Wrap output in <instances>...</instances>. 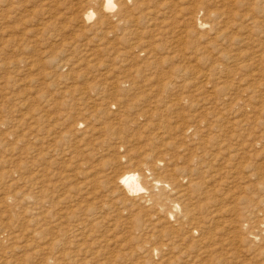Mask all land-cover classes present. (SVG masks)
Returning <instances> with one entry per match:
<instances>
[{
    "label": "rangeland",
    "instance_id": "obj_1",
    "mask_svg": "<svg viewBox=\"0 0 264 264\" xmlns=\"http://www.w3.org/2000/svg\"><path fill=\"white\" fill-rule=\"evenodd\" d=\"M103 3L0 0V264H264V0Z\"/></svg>",
    "mask_w": 264,
    "mask_h": 264
},
{
    "label": "bare ground",
    "instance_id": "obj_2",
    "mask_svg": "<svg viewBox=\"0 0 264 264\" xmlns=\"http://www.w3.org/2000/svg\"><path fill=\"white\" fill-rule=\"evenodd\" d=\"M104 1V3H103V5H102V9L104 10V11H106V12H109V11H113V5H114V0H103ZM234 1V0H233ZM225 2H226V0H225ZM232 2V1H231ZM228 3H229V0H228ZM231 4V3H230ZM91 13L92 12H89L88 14H87V16H89L90 17V15H91ZM200 25H201V27H203V22L201 23L200 22ZM222 70H228V68L227 67H222ZM163 85V84H162ZM166 86H168L167 84H164V87H166ZM164 131V132H163ZM163 131H161V132H155L154 133V136H153V140H158L159 138H161V137H163V135L164 134H167V132L169 133L170 131L167 129V127H164V129H163ZM170 134H171V132H170ZM165 137V136H164ZM173 138V137H172ZM175 138V137H174ZM161 140L163 141L164 139L163 138H161ZM169 141V140H168ZM165 143H166V141H165ZM165 143H163V144H165ZM168 143V142H167ZM241 145V144H240ZM236 148V147H235ZM192 149V148H191ZM187 150H188V148H187ZM234 150H236V149H234ZM237 151H239V155H241V150H239L238 148H237ZM236 151V152H237ZM189 152V151H188ZM188 152H187V154H188ZM191 152H193V150H191ZM243 152H245V151H243ZM230 153V152H229ZM228 153V154H229ZM234 153H235V151H234ZM184 154H185V152H184ZM221 154V153H220ZM226 154V153H225ZM238 154V153H237ZM186 155V154H185ZM190 155V154H189ZM223 155V154H222ZM230 155H232V154H230ZM234 155V154H233ZM235 155H236V153H235ZM238 156V155H237ZM186 157V156H185ZM191 157H193V156H191ZM201 157V156H200ZM199 157V158H200ZM224 157V156H223ZM222 157V158H223ZM241 157V156H240ZM183 158V157H182ZM195 158H196V154H195ZM191 159V158H190ZM198 159V158H197ZM234 159V158H233ZM186 160V159H185ZM203 160H204V158H203ZM195 161V160H194ZM225 161V160H224ZM230 162H231V160H229ZM191 162V161H190ZM192 162H193V159H192ZM196 162H198L197 160H196ZM186 163V162H185ZM202 163H204V162H202ZM233 163H235V162H233ZM195 164V163H194ZM200 164V163H199ZM227 165V164H226ZM235 165V164H234ZM233 165V166H234ZM157 166V165H156ZM156 166H155V170H156ZM186 166V165H185ZM187 166H188V164H187ZM195 166H196V164H195ZM198 167V166H197ZM224 167V166H223ZM226 167V166H225ZM236 167V166H235ZM157 168H159V167H157ZM194 168V167H193ZM201 168H203V167H201ZM208 168H209V166H208ZM237 168V167H236ZM184 169V171H189L190 173H192L191 172V168H189V167H184L183 168ZM195 169V168H194ZM221 169H223V168H221ZM221 169H219L220 171H221ZM229 169V168H228ZM227 169V170H228ZM203 170V169H202ZM215 169H213L212 171H214ZM218 170V171H219ZM225 170V169H224ZM236 170V169H235ZM197 171H198V169H197ZM207 171V170H206ZM241 171V170H240ZM239 171V172H240ZM188 172V173H189ZM199 172V171H198ZM216 172V171H215ZM224 171H222L221 173H223ZM230 172H231V170H230ZM235 172V171H234ZM212 173H214V172H212ZM211 173V174H212ZM226 173H227V171H226ZM261 173V172H260ZM238 174V173H237ZM241 174H242V171H241ZM142 175V173H140L139 172V170L138 169H135V168H130V169H128V171L126 172V173H124L123 175H121L118 179H116V181H115V188L116 189H118L119 190V192H121V193H123V194H125V196H128V195H132V194H135V193H137V192H139V191H142L143 189H145L142 185H141V182H140V176ZM185 175V174H184ZM198 175V174H197ZM216 176H217V174H215ZM223 175V174H222ZM225 175V174H224ZM223 175V176H224ZM231 175V174H230ZM230 175H227V177L229 176L230 177ZM199 176H200V174H199ZM238 176V175H237ZM201 177V176H200ZM199 177V178H200ZM203 177V176H202ZM201 177V178H202ZM228 177V178H229ZM194 178V177H193ZM211 178H213V176H211ZM216 178V177H215ZM231 178L233 179V177L231 176ZM234 178H235V176H234ZM249 178V177H248ZM204 179H205V176H204ZM214 179V178H213ZM219 179V178H218ZM221 179H223L222 178V176H221ZM221 179H220V181H221ZM231 179V181H233ZM236 179V178H235ZM234 179V180H235ZM155 180V179H154ZM199 180V179H198ZM200 180H202V179H200ZM210 180V179H209ZM230 180V179H229ZM237 180V179H236ZM235 180V181H236ZM183 181V180H182ZM189 181H191L190 179H189ZM224 181V180H223ZM227 181V180H226ZM234 181V182H235ZM163 179H158V180H155V181H153V182H151L146 188H147V191H146V194H148V201L150 202L151 200H152V202H151V207H152V210H153V213H159V212H161V211H159V207L158 208H156L157 206H159L160 204H161V199L159 198V200H157L158 198H157V196H158V194H157V196L155 197L154 195V192L155 191H157V190H162L163 189ZM181 182V181H180ZM188 182V181H187ZM194 182V181H193ZM206 182V181H205ZM222 182V181H221ZM221 182H219V183H221ZM212 183H213V181H212ZM216 183V182H215ZM218 183V181H217V185L219 184ZM231 183V182H230ZM190 184V183H189ZM206 184V183H205ZM227 184V186H228V184L229 183H226ZM192 185V184H191ZM199 185H201V184H199ZM220 185V184H219ZM223 185V184H222ZM234 185H236L237 186V183H234ZM193 186H195V184L193 185ZM198 186V185H197ZM196 186V187H197ZM204 186V185H203ZM209 186V185H208ZM216 186V185H215ZM199 187V186H198ZM217 187H219V186H217ZM164 188L166 189V187L164 186ZM179 188V187H178ZM183 188V187H182ZM214 188V187H213ZM237 188V187H236ZM165 189H163V191H165ZM218 189V188H217ZM219 189H220V187H219ZM182 190V189H181ZM195 190H197V189H195ZM208 190V189H207ZM229 190H230V188H229ZM237 190V189H236ZM235 190V191H236ZM173 191H175V190H173ZM177 191H179V190H177ZM176 191V193H177V197H179L180 198V200H183L184 198H182V197H184V196H188V193L186 194L185 192H182V191H179V192H177ZM205 191H206V189H205ZM231 191V190H230ZM233 191V190H232ZM203 192H204V189H203ZM156 193V192H155ZM205 193V192H204ZM204 193H203V195H204ZM208 193V192H207ZM206 193V194H207ZM237 193H239V190L237 191ZM209 194V193H208ZM194 196H196L197 197V195H194ZM201 196V195H200ZM209 196V195H208ZM145 197H147V196H145ZM182 198V199H181ZM188 198V197H187ZM192 197H190V199H191ZM198 198V197H197ZM204 198H205V196H204ZM206 198H207V196H206ZM209 198V197H208ZM186 199V198H185ZM178 200V199H177ZM176 200V201H177ZM179 200V201H180ZM188 200H189V198H188ZM208 199H206V201H207ZM185 201V200H184ZM187 201V200H186ZM201 202V201H200ZM208 202V201H207ZM206 202V203H207ZM179 203V202H178ZM183 203V202H182ZM251 203H252V200H251ZM201 204H202V202H201ZM216 205V204H215ZM184 206H186V205H184ZM193 206H194V204H193ZM195 206H196V203H195ZM212 206V205H211ZM186 210H184V208L182 207V210H181V212H180V214H181V216H187L188 214L189 215H192L191 213H190V211L188 210V208L186 207L185 208ZM204 209V208H203ZM199 210V209H198ZM147 211V210H146ZM226 211V210H225ZM201 212V211H200ZM220 213V212H219ZM178 214V213H177ZM176 214V215H177ZM212 214V213H211ZM214 214V213H213ZM158 215V214H157ZM179 215V214H178ZM188 215V217H190ZM197 215H198V213H197ZM209 215V214H208ZM195 216V215H194ZM200 215H198V217H199ZM216 216V215H215ZM193 217V216H192ZM191 217V218H192ZM195 218H196V216H195ZM212 218V217H211ZM142 219V218H141ZM194 219V218H193ZM192 219V220H193ZM197 219H199V218H197ZM196 219V220H197ZM140 220V219H139ZM184 220V219H183ZM188 220V219H187ZM195 220V219H194ZM195 220V222H197ZM200 221L203 223V220H201L200 219ZM142 222V221H141ZM200 222V223H201ZM193 223V221L191 222V224ZM195 224V223H194ZM199 224V223H198ZM198 224H197V226H198ZM201 225V224H200ZM147 226V225H146ZM199 227V226H198ZM200 228V227H199Z\"/></svg>",
    "mask_w": 264,
    "mask_h": 264
}]
</instances>
